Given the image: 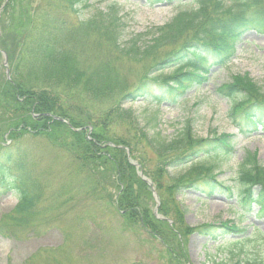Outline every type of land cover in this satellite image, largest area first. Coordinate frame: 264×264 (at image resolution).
Masks as SVG:
<instances>
[{
  "label": "trees",
  "instance_id": "16d2710c",
  "mask_svg": "<svg viewBox=\"0 0 264 264\" xmlns=\"http://www.w3.org/2000/svg\"><path fill=\"white\" fill-rule=\"evenodd\" d=\"M174 1L187 0H150L153 5ZM192 1L196 7L179 12L169 22L127 36V15L117 5L95 9L92 0H42L34 7L32 0H0V56H7L10 76L4 67L0 69V197L15 191L19 199L0 223V236L22 240L23 234L16 230L34 234L37 219L45 214L40 206L46 186L34 170L42 143L65 161L66 181L58 209L80 194L95 202L107 201V189H115L118 213L160 240L176 263L187 259V241L194 234L224 244L243 234L232 222L219 227L188 225L183 208L173 198L183 189L230 198L238 190L239 204L251 211L257 207L264 218V167L256 155H249L241 165L236 189L217 180L215 165H194L176 180H163L168 169L180 162L203 153L231 151V135L202 139L187 126L168 143L151 138L134 112L122 107L141 99L175 104L187 91L207 83L211 69L230 62L245 34L264 36V0ZM123 62L141 71L132 89ZM218 93L238 96L229 112L236 126L250 132L264 128V86L237 75ZM54 116L80 131L54 121ZM125 123L131 128L120 134L117 129ZM126 149L155 184L158 214L166 220L156 217L151 188L130 163ZM151 161L152 172L147 170Z\"/></svg>",
  "mask_w": 264,
  "mask_h": 264
},
{
  "label": "rangeland",
  "instance_id": "374dc122",
  "mask_svg": "<svg viewBox=\"0 0 264 264\" xmlns=\"http://www.w3.org/2000/svg\"><path fill=\"white\" fill-rule=\"evenodd\" d=\"M32 1L36 2L34 7L42 2ZM92 3L95 9L117 5L121 13L127 15V36L163 25L179 12L196 7L192 0L167 5H153L150 0L149 3L144 0H92ZM15 24L16 17L11 30L15 31ZM4 61L5 57L0 56L1 70ZM121 65L128 72V87L132 89L141 71L128 62ZM237 75H247L257 85L264 86L263 35L256 32L244 35L228 65L212 71L207 85L189 90L175 104L142 99L123 103L122 107L134 112L140 128L151 138L170 143L187 126H191L193 134L202 139H212L217 134L233 137L232 151L203 153L200 158L180 162L168 169L163 180L171 182L186 175L194 165L205 164L215 165L219 182L237 187L239 169L248 155L256 154L258 163L264 167V128L258 127L250 132L236 126L229 112L238 96L227 98L217 91ZM128 128H131L128 123L120 124L117 131L128 134ZM44 146V143L40 145L39 162L34 170L46 186L47 196L40 206L45 214L37 219L39 225L34 234L16 230L23 234L20 236L22 240L0 236V264H213V260H223L225 264H264V218L257 213L256 207L251 211L239 204L238 191L230 198L221 193L208 196L194 188H186L173 197L183 208L188 225L219 227L232 221L244 232L225 244L223 240L215 242L199 234L190 236L187 259L176 263L160 240L141 224H131L118 213L113 203L115 189H107L110 193L107 201L95 202L80 194L76 201L58 209V196L64 192L62 184L66 181L65 161ZM147 170H155L154 162L147 164ZM152 184L159 196L155 184ZM152 199L156 204L153 194ZM17 203L15 192L0 197V223L12 213Z\"/></svg>",
  "mask_w": 264,
  "mask_h": 264
},
{
  "label": "water",
  "instance_id": "95a60500",
  "mask_svg": "<svg viewBox=\"0 0 264 264\" xmlns=\"http://www.w3.org/2000/svg\"><path fill=\"white\" fill-rule=\"evenodd\" d=\"M55 120H59V121H63L61 118H59V117H55L54 118ZM71 127V126H70ZM136 167H139V165H137V164H134ZM140 176L144 179V180H146V178L143 176V173L142 172H140ZM147 181V183L148 184H150L151 185V182L150 181H148V180H146Z\"/></svg>",
  "mask_w": 264,
  "mask_h": 264
}]
</instances>
